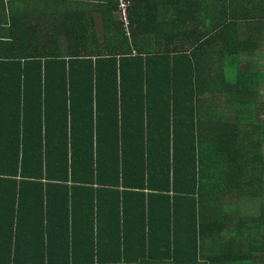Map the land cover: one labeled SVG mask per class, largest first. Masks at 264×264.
I'll list each match as a JSON object with an SVG mask.
<instances>
[{"label":"trees","instance_id":"1","mask_svg":"<svg viewBox=\"0 0 264 264\" xmlns=\"http://www.w3.org/2000/svg\"><path fill=\"white\" fill-rule=\"evenodd\" d=\"M164 1L105 53L0 61V264H264V105L234 63L259 36L224 31L264 0ZM163 12L230 23L160 51Z\"/></svg>","mask_w":264,"mask_h":264},{"label":"crops","instance_id":"2","mask_svg":"<svg viewBox=\"0 0 264 264\" xmlns=\"http://www.w3.org/2000/svg\"><path fill=\"white\" fill-rule=\"evenodd\" d=\"M116 0H0V61L10 59L19 62L29 61L35 57L39 62L54 59H67L70 56L79 58L81 54L105 53L106 46L113 40H116L117 30L114 24H117V1ZM166 1V0H165ZM164 1V2H165ZM195 1V0H193ZM129 3V17L133 16L132 7L137 4L146 5L149 0H127ZM116 4V9L114 8ZM111 6V10L109 9ZM182 6L181 2L179 5ZM193 6H191L192 8ZM255 11H258L255 9ZM162 10H160L161 16ZM258 13V12H256ZM176 14H165L162 17H150L149 23L153 25L161 24L159 33L162 40H159V49H166L164 39L167 36H194L197 31L206 30L204 36H217L216 31H211V27L216 23L225 20L230 23V18L223 17H206L207 20L201 26L200 19L197 17H183L186 19L184 30L181 21L176 22L178 28L169 29L167 21L169 17ZM147 17H140L146 21ZM139 19V17H134ZM237 26L224 31L235 33L256 32L259 37L256 38L255 45L247 48L241 46L238 55L236 68H244L246 59H250L251 69L254 70L255 76L253 85L255 87V106L264 105V43H260V38H264V18H235ZM211 21V22H209ZM208 25V27H207ZM183 30V32H182ZM238 31V32H237ZM116 34V37L112 35ZM224 38L230 36L223 34ZM150 38V36H148ZM117 41V40H116ZM218 40L208 37V41L201 48L202 51H212L217 49ZM142 43L138 44L141 47ZM142 47H148L145 44ZM233 55L234 50H232ZM214 59L209 55L207 58L201 56L202 66H210ZM57 65V62H50L47 67ZM233 65V64H232ZM259 117L262 114L258 111ZM264 152V144L262 145ZM19 196L16 195L15 202ZM22 208L20 209V211ZM8 213V214H7ZM23 214V211H22ZM6 224L10 220L11 212L6 210L3 213ZM116 217V208H113L105 217L108 223L113 222ZM22 216L20 217L21 220ZM15 222V221H14ZM4 221L1 223L3 224ZM111 236L113 234L111 233Z\"/></svg>","mask_w":264,"mask_h":264},{"label":"built area","instance_id":"3","mask_svg":"<svg viewBox=\"0 0 264 264\" xmlns=\"http://www.w3.org/2000/svg\"><path fill=\"white\" fill-rule=\"evenodd\" d=\"M117 14L118 18L122 23V28L125 31V34H127L128 27H129V20H128V2L127 0H117Z\"/></svg>","mask_w":264,"mask_h":264}]
</instances>
